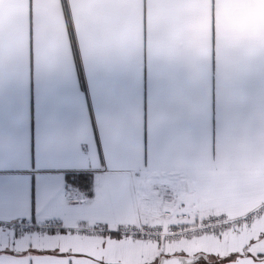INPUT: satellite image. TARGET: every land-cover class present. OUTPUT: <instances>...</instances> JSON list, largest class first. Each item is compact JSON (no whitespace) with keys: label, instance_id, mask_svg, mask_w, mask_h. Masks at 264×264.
<instances>
[{"label":"crops","instance_id":"obj_1","mask_svg":"<svg viewBox=\"0 0 264 264\" xmlns=\"http://www.w3.org/2000/svg\"><path fill=\"white\" fill-rule=\"evenodd\" d=\"M80 171L89 189L67 184ZM0 185V218L29 200L58 215L76 264L264 250V218L194 241L117 232L264 201V0H0Z\"/></svg>","mask_w":264,"mask_h":264},{"label":"snow or ice","instance_id":"obj_2","mask_svg":"<svg viewBox=\"0 0 264 264\" xmlns=\"http://www.w3.org/2000/svg\"><path fill=\"white\" fill-rule=\"evenodd\" d=\"M91 179L90 174L84 171H80L78 174L76 172L67 174V184L78 185L82 189L90 188ZM58 196L59 193L57 192L53 197V203ZM88 196L92 198L94 193L89 191ZM10 200V190L5 185H0V204ZM42 214L40 205L34 209L31 200H29L23 214L0 218V264H76L78 259L87 255L84 252H73L71 249H65L54 243L56 240L75 234V230L62 221L56 227L46 226L40 220ZM59 219L60 217L56 214L44 216L45 221ZM18 220L35 223L40 231L21 229L16 223ZM108 231L112 232L113 230L108 229ZM260 239L261 237L258 236L251 240L243 250L229 252L227 255L203 249L189 253L183 248L174 252H161L152 264H161V257L164 261L178 257L185 264H236L237 260H243L247 257L253 261V264H264V250H248L252 244L257 243Z\"/></svg>","mask_w":264,"mask_h":264},{"label":"built area","instance_id":"obj_3","mask_svg":"<svg viewBox=\"0 0 264 264\" xmlns=\"http://www.w3.org/2000/svg\"><path fill=\"white\" fill-rule=\"evenodd\" d=\"M264 218V201L245 214L239 216H229L224 212H209L204 214L195 224L190 226L175 225L165 226L160 223H138L124 224L117 228L120 236L139 238L141 240L158 243L163 240L178 242L181 240L194 241L202 238H210L219 234H226L230 231L243 227H249L253 222ZM46 226L56 227L58 222L54 220L41 221ZM21 229H32L38 232L35 223L28 221H16ZM108 227L103 224L87 225L80 227V232L85 236L100 238L105 236Z\"/></svg>","mask_w":264,"mask_h":264},{"label":"water","instance_id":"obj_4","mask_svg":"<svg viewBox=\"0 0 264 264\" xmlns=\"http://www.w3.org/2000/svg\"><path fill=\"white\" fill-rule=\"evenodd\" d=\"M161 264H185V262L178 257L173 258L172 260L169 261H164L163 258L161 257Z\"/></svg>","mask_w":264,"mask_h":264},{"label":"trees","instance_id":"obj_5","mask_svg":"<svg viewBox=\"0 0 264 264\" xmlns=\"http://www.w3.org/2000/svg\"><path fill=\"white\" fill-rule=\"evenodd\" d=\"M65 9H66V12H67V14H68V8H67V6L65 5ZM77 63H78V66L80 67L81 66V64H80V61H79V59L77 58ZM77 174L79 173V172H76ZM68 174V173H67ZM67 174H66V178H67ZM90 174V173H89ZM91 178H92V175H91ZM92 180V179H91ZM68 183V182H67ZM68 185H74V184H68ZM75 186H78V185H75ZM89 189V188H88Z\"/></svg>","mask_w":264,"mask_h":264}]
</instances>
